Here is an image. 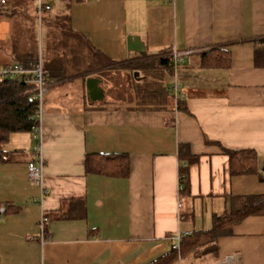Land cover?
<instances>
[{"label":"crops","instance_id":"1","mask_svg":"<svg viewBox=\"0 0 264 264\" xmlns=\"http://www.w3.org/2000/svg\"><path fill=\"white\" fill-rule=\"evenodd\" d=\"M42 1L51 5L42 27L37 24L44 42L67 16L98 51V63L112 65L98 70L93 61L70 62L71 77L48 83L39 150L32 131L13 133L5 144L0 264H150L178 248L179 233L211 229L215 216L242 209L250 196L264 197V66L255 61L264 0ZM24 3L37 13L38 0H9L8 6ZM17 12L0 11V68L17 62L14 41L28 40L19 25L27 27L29 14ZM216 47L221 56L228 51L227 62L212 53ZM174 52L183 58L179 99L171 92L174 70L156 61L151 73L158 82L168 73V101L157 93L154 105L112 99L106 86L126 81L133 71L127 64ZM207 52L212 60L203 57ZM89 78L100 80L101 99L87 96ZM245 149L257 155L256 172L231 174L225 150ZM88 154H125L129 173L88 172ZM38 157L43 196L28 174ZM184 164L187 196L180 193ZM170 264H264V213L245 216L230 234Z\"/></svg>","mask_w":264,"mask_h":264},{"label":"trees","instance_id":"2","mask_svg":"<svg viewBox=\"0 0 264 264\" xmlns=\"http://www.w3.org/2000/svg\"><path fill=\"white\" fill-rule=\"evenodd\" d=\"M8 3H0V11H12L16 9L19 12H17L18 14L25 11L29 14L26 23L27 27L19 25V33L20 31L21 33H26L28 40L21 41L18 39L13 43L15 48L14 55L17 59L16 63H20L28 68H34L39 60L42 59L43 66L47 70V83H50L51 78L65 80L71 77L73 74L67 73L66 71V66L70 65V62H75L77 66L81 62L93 61V65L95 64L94 66H97L98 70H100V68H111V63H98L96 60L97 55H99L98 51L87 38L71 28L67 16L58 20V23L61 24L60 30H54L51 41L48 40L44 42L42 36L39 35L38 32V11L36 14L28 12V7L32 6V3H28L27 7L24 3V5H18L16 8L14 6L9 7ZM45 12L46 10L43 11L42 19L39 21L41 27L42 24H44ZM258 43L262 46L256 49V65L264 66V37L258 39ZM217 50L221 49L216 47L212 50V53L216 51L219 52L218 54L220 55V51ZM225 52V54L220 56L222 61L227 62L229 53L228 51ZM212 53H203V57H210L209 59L212 60ZM218 60L220 59L217 58V61ZM155 61L159 66H162L161 68L167 70L171 68L172 71L174 70L170 62V56L157 59L146 58L143 62L131 63V65L127 64L126 66L134 70L136 67L143 65L146 70L151 72V70L155 68ZM205 65L208 66L210 64L206 62ZM82 66L84 69V65ZM82 68L76 67L74 70H82ZM87 68L90 70L96 67ZM81 75H83V73ZM162 89L163 90L160 92L156 91L155 93L159 95L163 93L164 96L168 97V87L163 85ZM36 90V85L33 82L26 81L25 76H7L0 74V162L10 160L9 153L4 149V146L8 143L11 134L16 132H33L34 127L40 126L38 100L35 98ZM171 92L174 94L172 89ZM179 108L182 109L183 106L180 105ZM185 109L186 108H183V110ZM184 147H186V145H180L181 156H186L183 154ZM225 152L230 157L231 174L256 172L258 158L253 150H225ZM129 169L128 157L125 154H116L113 156L88 154L86 157V170L88 172L126 176L129 173ZM180 193L185 196L188 194V168L186 164L180 166ZM255 213H264V197L250 196L245 200L242 209L230 214L225 213L220 216H215L211 229L187 233L182 238L179 248L170 251L150 264H170L179 254L187 256L195 253L202 246L214 242L218 236L230 234L232 232V226L235 223L240 222L245 216Z\"/></svg>","mask_w":264,"mask_h":264},{"label":"built area","instance_id":"3","mask_svg":"<svg viewBox=\"0 0 264 264\" xmlns=\"http://www.w3.org/2000/svg\"><path fill=\"white\" fill-rule=\"evenodd\" d=\"M9 0H0L1 4H7ZM38 14H39V21L42 19V14L44 10H48L51 8V5L44 4L42 0H38ZM183 61L182 55L178 52H174L170 56V62L172 63V66L174 68L175 73V79L172 84V91L176 97V99H179L181 96L180 90L182 87L181 82L178 80L177 77V71H178V65ZM0 74L7 75V76H25L26 81L33 82L36 87V94L35 98L38 100V106H39V116L42 114L43 111V104L46 97L50 94V87L47 83V70L44 68L42 59L39 60L37 65L34 68H28L27 66H24L20 63H14L12 65L3 66L0 68ZM31 78H30V76ZM33 133L35 134L34 137L36 140L39 141L36 150H39L40 148V142H41V132H40V126L33 128ZM264 173V172H263ZM28 174L29 179L32 185L37 186L41 189V196L44 195V160L42 157H38L37 160L30 161L28 163ZM182 206L181 200L179 202V207ZM6 212V208L0 207V218L1 216ZM187 233H179L176 237L178 241V248L180 247V242L182 238Z\"/></svg>","mask_w":264,"mask_h":264},{"label":"rangeland","instance_id":"4","mask_svg":"<svg viewBox=\"0 0 264 264\" xmlns=\"http://www.w3.org/2000/svg\"><path fill=\"white\" fill-rule=\"evenodd\" d=\"M153 68L151 71H153ZM167 71V70H166ZM141 72V73H140ZM98 75H101V72H96ZM157 74L154 72H149L146 70L143 65L136 67L132 72L128 74L126 81L116 89L107 88L108 93L112 97V99L119 103H125L126 105H154L158 101H154L153 95L156 91L163 90L162 87L166 83L168 84V73L166 72L165 78L162 77V81H157ZM109 79H114V76L109 74ZM114 87V86H112ZM162 99L168 101V97L164 96L162 93ZM173 99L176 101V97L173 94ZM161 102V101H160Z\"/></svg>","mask_w":264,"mask_h":264},{"label":"water","instance_id":"5","mask_svg":"<svg viewBox=\"0 0 264 264\" xmlns=\"http://www.w3.org/2000/svg\"><path fill=\"white\" fill-rule=\"evenodd\" d=\"M99 82L100 80L96 78L87 79V96L93 101L101 99L103 96V90L99 86Z\"/></svg>","mask_w":264,"mask_h":264}]
</instances>
